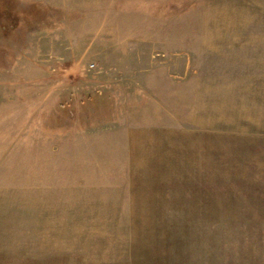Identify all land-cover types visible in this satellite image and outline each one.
<instances>
[{"label": "rangeland", "instance_id": "rangeland-1", "mask_svg": "<svg viewBox=\"0 0 264 264\" xmlns=\"http://www.w3.org/2000/svg\"><path fill=\"white\" fill-rule=\"evenodd\" d=\"M0 264H264V0H0Z\"/></svg>", "mask_w": 264, "mask_h": 264}]
</instances>
